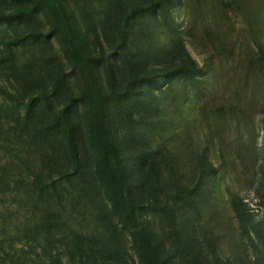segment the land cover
I'll use <instances>...</instances> for the list:
<instances>
[{
	"label": "rangeland",
	"instance_id": "obj_1",
	"mask_svg": "<svg viewBox=\"0 0 264 264\" xmlns=\"http://www.w3.org/2000/svg\"><path fill=\"white\" fill-rule=\"evenodd\" d=\"M152 1L169 3V27L164 3L148 8ZM17 4L0 0V17H12L0 21V56L10 40L52 26L44 12L13 18ZM138 4L146 9L133 16ZM63 7L86 51L101 57L93 68L107 126L129 159L130 197L157 250L168 264H264L256 235L264 231V0H64ZM66 46L61 33L49 46L13 47L17 73L0 64V264H139L131 233L109 243L116 218L95 179L84 108L74 115L81 174L61 135L45 128L83 85ZM177 47L201 69L198 85L160 71L181 63ZM61 69L65 80L56 84ZM135 73L145 77L141 95L114 104L111 90ZM33 173L55 181L59 197L38 192ZM77 235L89 239L80 246L86 255L70 260ZM105 248L119 258L98 254Z\"/></svg>",
	"mask_w": 264,
	"mask_h": 264
},
{
	"label": "trees",
	"instance_id": "obj_2",
	"mask_svg": "<svg viewBox=\"0 0 264 264\" xmlns=\"http://www.w3.org/2000/svg\"><path fill=\"white\" fill-rule=\"evenodd\" d=\"M18 3L20 7L16 9L13 18H25L44 12L49 14L53 21L50 31L31 32L27 36L17 37L10 40L7 45V52L0 56V64L6 65L14 73H17L16 59L13 52V47H24L28 44H38L41 46H49L51 40L63 33L66 37L67 46L64 49L65 54L68 56L71 68L82 78V88L77 95L70 94L66 96V103L60 113L53 119L52 122L46 125V129L51 132L60 134L65 146L68 148L70 162L73 166V171L76 174L82 173V160L79 151V142L77 139V131L74 127V115L77 108L82 106L88 120L87 130V146L93 151L96 161L94 174L95 179L99 184L101 191L105 195V199L111 208L113 215L116 218L115 222H110L107 227L109 235V243L120 242L121 235L127 231L132 234V239L136 248L139 264H168L167 260L157 250L156 246L151 240L150 234L141 226L138 207L130 197L133 187L126 162L129 160L123 156L120 146L113 140L107 126L108 114L105 110L103 95L99 89L97 77L94 71V64L101 59L100 56L93 57L86 51L79 40L73 24L71 23L70 15L63 7L64 0H10ZM171 2V0H169ZM164 2L159 1L152 4L159 6ZM142 4H138L132 11L133 16H139L145 11ZM162 18L164 24L170 26L171 11L169 3L163 4ZM84 20L95 32L97 30L92 13L84 9ZM12 18L4 15L0 17V21H9ZM99 41V38H96ZM263 54V48L260 49ZM176 52L181 58V63L171 66H165L160 69L164 72L168 80H173L178 77H184L190 81L193 86L199 84L198 74L201 69L196 66L194 61L183 54L182 49L177 47ZM263 69H264V55H262ZM156 70H152L150 75L154 74ZM65 80V70H60V75L55 78L56 84L63 83ZM145 77L140 74H133L128 81L127 86L118 91L111 90L110 100L119 105L125 103L133 96L141 95L137 90V86ZM47 96L45 93L43 94ZM34 182L37 190L43 193L49 189L59 197L55 181L51 183L44 182L40 174L33 173ZM184 193L187 196L192 192L189 190L178 191V194ZM171 221L174 222L175 216L170 213ZM256 235L259 241L264 246V231H257ZM85 236L77 235L73 239L74 247L68 251L70 260L83 259L86 253L80 247L82 243L88 241ZM97 243V240H93ZM102 257L106 259L119 258L120 252L110 248H105L97 251ZM57 264V261H52Z\"/></svg>",
	"mask_w": 264,
	"mask_h": 264
}]
</instances>
